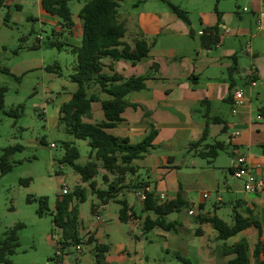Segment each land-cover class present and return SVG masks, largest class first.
<instances>
[{
	"label": "crops",
	"instance_id": "obj_1",
	"mask_svg": "<svg viewBox=\"0 0 264 264\" xmlns=\"http://www.w3.org/2000/svg\"><path fill=\"white\" fill-rule=\"evenodd\" d=\"M11 1H6L9 12ZM39 4L43 13L51 15L42 8L41 0ZM242 12L249 15L234 13L233 9H215L214 12L201 11L192 18L187 12L189 26L171 9L135 19L119 12V21L126 27L123 41L133 45L135 40L143 38L151 44V49L145 58L135 63L129 59H103L102 73L108 76L116 74L123 80L145 78V88L126 97L137 107H127L122 120L106 132L127 138L131 144L141 142L152 130L157 135L150 152L133 161L136 173L125 176L123 185L127 187L115 199L102 202L89 183L77 177L76 187L84 190L85 202L88 196L92 197L91 216L84 218L79 207L78 233L85 246L84 252L77 254L76 244L63 248L64 264H96V246L106 249L103 264H150L146 249L148 244L154 245L156 236L163 240L158 245L161 251L180 253L194 264H228L236 256L228 254L229 248L246 240L250 264H264V253L254 257L256 244L264 243V191L246 192L243 182L235 179L232 173V160L242 155L250 173L264 179L263 0H247ZM72 19L74 27L68 31L66 43L70 48L81 44L79 33L74 34L72 30L77 25L83 27L79 16L75 20L72 14ZM59 25L61 31L68 30ZM215 26L219 27V42L211 48L203 47L201 36L207 28ZM232 68L236 70L231 72ZM252 81L256 82L255 86L251 85ZM240 89L243 90L242 104L237 106L235 93ZM76 90L77 87L65 102ZM88 94H95L101 100L109 99L96 83L90 84ZM62 104L58 108L57 126ZM91 106L90 115L83 121L106 122L101 103L94 102ZM258 114L263 118L257 119ZM204 132L207 137L201 147L191 149V144L197 143ZM67 137L70 138L66 141L75 144L72 135ZM215 142H222L225 149L212 163L198 156V151ZM85 143L88 145L87 141ZM222 153L228 156L227 161L222 160ZM103 176L108 179L104 180ZM114 179V175L99 167L93 181L97 189L107 190ZM142 184H147L156 198L165 195L166 202L177 200L181 192L187 205L180 212L174 211L165 217L167 222L179 223L174 229L145 230L146 219L155 220L156 215L143 211L136 194ZM210 192L215 193L212 209L207 202ZM121 200H125L134 213L126 223L119 219ZM227 207L232 215H225ZM247 209L260 222L261 236L258 228L250 226L227 240H220L213 225L201 220L216 216L232 225L234 212L247 216ZM190 210L193 215H189ZM58 237L60 240L59 230Z\"/></svg>",
	"mask_w": 264,
	"mask_h": 264
},
{
	"label": "rangeland",
	"instance_id": "obj_2",
	"mask_svg": "<svg viewBox=\"0 0 264 264\" xmlns=\"http://www.w3.org/2000/svg\"><path fill=\"white\" fill-rule=\"evenodd\" d=\"M168 2L196 18L201 11L214 12L215 9H233L234 13L239 11L243 15L247 0H124L119 12L126 18L135 19L170 10ZM83 5V1L69 2L75 20ZM10 6L9 23L3 19L7 9L0 10V66L10 70V73H0V88H7L3 107H0V162L8 148H21L14 150L7 160L12 165L11 170L4 175L0 171V236L22 223L24 227L18 232V246L9 260L13 264H50L59 246L58 230L53 223L55 203L63 187L69 194H74L79 177L71 166L60 162L65 153L62 143L71 136L67 137L61 125L57 126L59 106L77 87L69 77L76 64V55L66 44L69 30L61 31V20L43 13L39 0H12ZM15 6H21V9L16 10ZM72 31L79 33L81 41L80 25ZM39 36L41 40L38 41ZM49 41H55L56 45L47 47ZM61 43L64 46L59 47ZM240 57L244 59L243 53ZM49 66L58 67L49 72L46 69ZM74 140L80 151L77 162L84 164L89 160L90 148L85 141ZM221 158L228 160L225 153ZM29 178L28 184L22 182ZM223 180L221 178L222 183ZM87 189L90 191L89 187ZM209 195L207 202L212 209L215 193ZM28 198L32 201L28 202ZM39 198L48 201V209L43 215L38 213ZM224 199L228 206V198ZM91 205V196L80 204L86 219L91 216ZM225 212V215H232L228 207ZM156 237L154 245L148 244L146 249L150 264H182L176 257L177 252L167 254L158 248L163 240Z\"/></svg>",
	"mask_w": 264,
	"mask_h": 264
},
{
	"label": "trees",
	"instance_id": "obj_3",
	"mask_svg": "<svg viewBox=\"0 0 264 264\" xmlns=\"http://www.w3.org/2000/svg\"><path fill=\"white\" fill-rule=\"evenodd\" d=\"M6 1L0 0V10L7 9L3 19L5 23H9L10 13L6 6ZM71 1L84 2L79 12V17L83 21L82 39L78 47L71 48L76 55V64L73 67V73L69 77L73 83H76L77 90L72 94L69 101L63 103L60 107L59 124L66 133L72 135L75 139L87 141L90 153L89 160L85 164H80L77 162L80 159V151L74 142L66 141L62 143L65 153L60 162L71 166L83 182L89 183V187L96 197L106 203L111 199H115L119 192L127 187L123 185L125 176L136 173V168L132 165L133 161L143 158L150 152L157 132L152 130L141 142L136 144H131L127 138L116 137L106 132V129L114 127L116 123L122 120V114L127 107H137L135 104L129 103L126 97L134 92L143 90L145 88V78L134 77L123 80L116 74L108 76L102 73L103 59L109 58L113 61L129 59L132 63H135L148 55L151 44L143 38L135 40L133 45L123 41L126 27L124 22L119 21L118 9L120 3L124 0H41V5L47 13L57 16L65 29L71 30L74 27L72 12L69 7V2ZM168 5L178 18L186 25H190L186 11L171 2H168ZM16 8L19 10L21 7L17 6ZM52 34L56 36L55 32ZM219 40L218 26L207 28L201 36V43L205 48L215 46ZM55 45V41L47 43V47H54ZM36 46L38 45L34 47ZM62 46H64V43L59 44V47ZM56 67L58 66H49L46 69L49 72H54L53 69ZM234 70L236 68H232L230 71L233 72ZM0 73H10V70L0 66ZM59 75L61 76V74ZM91 83L98 84L101 91L109 96V99L101 100L95 94L89 95L88 88ZM6 92V87L0 88V107H3ZM94 102L101 103V108L106 118V122L102 124H91L83 121L84 117L90 115L91 105ZM206 137L207 132H204L197 143L191 144V149L201 147ZM41 143L45 144V141L42 140ZM19 148L21 147L16 146L6 150L0 162L1 175L11 170L12 165H9L7 160L12 152ZM224 149L225 145L222 142H215L198 151V156L212 163L217 158L218 153ZM99 167L115 176L107 190L97 189L96 183L93 181L98 175ZM103 179L107 180L108 177L103 176ZM30 181L31 178L22 180L26 184ZM146 187H148L147 184H142L137 190ZM83 191L81 187L77 186L73 195L69 193L60 195L56 200L53 223L60 231L59 244L62 249L72 244H78L81 240L78 233V218L80 203L85 202ZM74 197L76 198L75 200ZM31 201L28 198V202ZM38 202V213L43 215L48 209V201L46 198H39ZM119 203L122 205L119 219L121 222L126 223L134 217V213L130 210L125 200H121ZM142 205L144 212H152L156 215L155 220L146 219V231H150L155 227L169 231L174 229L176 224L179 223L167 222L165 217L174 211L180 212L187 204L183 201L181 192H179L177 200L169 202H161L150 192ZM246 213L247 216L238 211L234 212V223L232 225H228L216 216L203 217L201 220L213 225L218 231V239L220 240H227L250 226L258 228L261 236L260 222L255 218L252 211L247 209ZM23 227L22 223H18L8 229L3 237L0 236V264H13L8 257L14 254L19 241L18 232ZM105 251V247L96 246V264L104 263L103 254ZM261 253H264V243L258 242L254 249V257H259ZM228 254L236 255L228 264H250L246 240H240L230 247ZM176 257L182 264H194L180 254H177Z\"/></svg>",
	"mask_w": 264,
	"mask_h": 264
},
{
	"label": "built area",
	"instance_id": "obj_4",
	"mask_svg": "<svg viewBox=\"0 0 264 264\" xmlns=\"http://www.w3.org/2000/svg\"><path fill=\"white\" fill-rule=\"evenodd\" d=\"M264 3V0H263ZM246 10V9H245ZM261 17H264V12L261 13ZM260 27V23L258 24V28ZM40 39V37H39ZM252 86L256 85V82L252 81L251 82ZM235 97L237 98V102L236 105H241L242 104V97H243V90H237L235 93ZM236 111V108L233 109V112ZM263 115L262 114H258L257 115V119H262ZM51 147H54V145L52 144ZM232 173H233V177L237 180H240L243 182V187L244 190L246 192H250V193H259V192H263L264 191V179L262 178H257L255 175H252L250 173V170L247 166L246 160L242 155H238L236 156L233 160H232ZM151 190L149 187H146L144 189L141 190H137L136 194L138 196V199L140 200L141 203H143L146 198H147V194L150 193ZM69 191L66 187H63L61 190L60 195H66L68 194ZM206 197V196H205ZM158 199L161 202H166V196L161 194L159 195ZM189 215H193L194 212L193 211H189L188 212ZM58 251L57 254L55 256L54 259H52L50 264H64V255H63V251H62V247L58 242ZM84 243L83 241H80L78 244L75 245L74 250L77 254H81L84 252Z\"/></svg>",
	"mask_w": 264,
	"mask_h": 264
}]
</instances>
